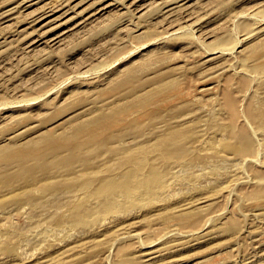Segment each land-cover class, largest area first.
I'll use <instances>...</instances> for the list:
<instances>
[{"label":"rangeland","instance_id":"obj_1","mask_svg":"<svg viewBox=\"0 0 264 264\" xmlns=\"http://www.w3.org/2000/svg\"><path fill=\"white\" fill-rule=\"evenodd\" d=\"M20 1L24 0H0V15ZM173 1L183 2L188 10L182 6L178 21L167 11ZM61 2L63 7L38 23L36 32L27 10L17 11L23 17L16 13L6 21L0 18V47L6 44L8 49L0 53V146L21 144L48 130L59 132L69 116L120 104L129 114L125 121L143 122L131 129V136L146 135L151 141L156 128L182 124L193 132L184 142L194 150L197 138L221 141V134L210 126L216 121L254 138L257 152L252 161L222 152L217 157L224 179L216 182L208 164L204 181L167 199L177 207L211 195L212 202L193 213L195 224L189 227L167 213L157 217L138 210L129 217L125 214V224L117 231L115 223H107L88 240L77 236L75 229L55 231L48 221L31 224L27 219L31 204L13 216L0 213V225L12 224L25 232L9 245L0 240V264H37L46 259L53 264H138L137 255L162 246L173 247L163 264H264V192L257 195L254 181L255 172L264 173V143L260 121L249 114L254 100L264 105V0H119L108 8L96 0ZM147 3H155L158 11L152 12ZM218 50L228 54L206 62ZM152 55L155 64L137 80L144 90L168 80L174 87L166 89L164 99L140 107L126 103L134 96L123 89L128 86L110 90L127 70ZM255 114L260 118L259 110ZM208 148L203 153L213 164L214 151ZM5 194L0 192V211L9 208L11 198ZM258 205L260 217L254 216ZM234 219L239 222L235 235L230 231ZM110 230L114 232L105 233ZM35 233L52 234L26 246ZM98 241L100 247L92 251Z\"/></svg>","mask_w":264,"mask_h":264},{"label":"bare ground","instance_id":"obj_2","mask_svg":"<svg viewBox=\"0 0 264 264\" xmlns=\"http://www.w3.org/2000/svg\"><path fill=\"white\" fill-rule=\"evenodd\" d=\"M61 1H20L21 3H17L14 8L8 7L9 10L2 13L0 18L1 21L4 19L6 21L7 18L17 15V11L27 10L29 16L34 17L31 25L35 30L38 23L50 19L63 7ZM96 1L105 4L104 8H108L116 5L119 0ZM150 4L152 12L158 11L155 3ZM183 5V2L180 4L178 1H173L168 7V14L172 12L170 16L176 15L175 20L178 21L181 9L185 6ZM140 6L143 7L145 4L142 3ZM184 9L187 10V7L185 6ZM257 32L260 33V28ZM59 38L56 39L59 40ZM62 41L63 39L60 40ZM5 49L6 44H3L0 47V53ZM227 54L226 50H218L212 53L214 57L206 62L222 58ZM153 56L138 68L127 70L110 90L116 92L121 87L128 86L123 89L133 92L134 96L126 103L141 105L140 107L155 102L157 98L164 99L167 96L166 89L174 87L168 80L163 78V85L154 86L149 90H144L141 80H137L142 71L155 64ZM224 69L225 67L221 68V70ZM211 89L213 87L201 91L206 92ZM262 103L254 100L249 114L251 111L250 117L260 121L259 130L264 143V109H262L264 105ZM257 110L260 111V118L255 114ZM128 115L120 104L109 108H98L84 116L71 115L72 117L65 118L59 126V132L48 130L21 144L0 146V192H5V195L11 198L7 202L9 208L0 213L13 216L24 204H31L33 210L30 208L27 214L31 224L48 221L55 231L75 229L77 236H87L88 240L97 237L95 232H100L107 223H115L113 230L117 231L125 224L124 218L138 210L146 215L155 214L157 217L167 213L170 218L180 221L183 227H189L195 224L192 221L194 214L208 207L203 203L212 202L211 195L205 196L208 199L187 201L177 207L175 204L169 205L167 199L170 196L184 195L189 188L204 181L208 164H210V172L215 175L216 182L224 179L225 171L219 166L221 163L218 162L217 157L222 152L251 161L257 152L254 138L242 130H236L231 125H220L216 121H211L210 126L215 127L221 134V141L209 142L204 140L203 136L202 139L197 138L194 141V150H190V145L184 142V138L191 137L193 132L182 124L169 123L158 130L156 128L157 135L155 137L154 133L151 141L146 135L131 136V129L141 126L143 122L140 119L125 121L124 117ZM202 134H204L203 130L200 131V136ZM130 139L131 142H128ZM205 148L214 151L213 157L216 160L213 164L211 161L208 162V157L204 155ZM99 160H102L100 164ZM186 161L189 163L184 166ZM257 172L254 173V181L259 188L257 195H260V190L264 192V173ZM227 176L226 173L225 177L228 178ZM7 203H1V205ZM12 206L16 209L11 208ZM62 206L64 209L67 208L66 212L61 209ZM255 207L258 208L254 216L260 217V205ZM38 208L46 214L45 217L39 215L36 210ZM125 214L128 215L123 217ZM9 219L10 217L7 223ZM238 224L237 219L230 224V231L234 235L238 232ZM256 230L260 233L259 226ZM114 231L105 233L112 234ZM51 234H32L26 239L25 245L29 246L33 242L40 241L41 238L47 239ZM24 235V228H16L12 224L11 226L0 225V240L7 245L13 237ZM86 243L87 241L80 246L85 248ZM100 245V241L95 243L92 251L97 250ZM173 245L177 244L171 246ZM171 248L173 247L162 246V248L144 252L142 255L139 254L136 257V263L163 264L165 255ZM253 259L257 262L256 258ZM37 264H53V262L46 259Z\"/></svg>","mask_w":264,"mask_h":264}]
</instances>
